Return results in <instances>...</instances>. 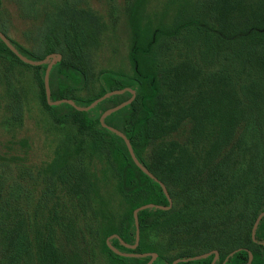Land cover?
I'll list each match as a JSON object with an SVG mask.
<instances>
[{
	"label": "trees",
	"instance_id": "obj_1",
	"mask_svg": "<svg viewBox=\"0 0 264 264\" xmlns=\"http://www.w3.org/2000/svg\"><path fill=\"white\" fill-rule=\"evenodd\" d=\"M25 2L37 8L35 0ZM78 2L56 0L45 11L42 53L0 29L30 58L61 53L49 71L51 98L87 105L107 90H134L133 99L104 120L129 138L139 161L165 183L172 205L138 211L134 247L117 236L110 242L128 253L155 251L150 264H210L213 252L184 259L210 249H217L214 264H221L234 248L239 249L224 264H246L248 249L249 264H264V214L251 236L264 209V0H123L130 68L101 67L95 74L92 51L114 31L116 14ZM0 59L1 78L11 85V75L19 84L11 95L19 99L37 90L61 127L51 158L29 172L36 184L43 182L34 185L35 199L34 188L0 193V264H145L151 255L121 254L106 242L117 233L134 243L133 209L168 203L123 137L99 120L131 91L113 93L88 109L49 104L46 62L23 61L1 38ZM23 65L33 67L24 84ZM84 88L86 96L76 93ZM16 158L21 156L0 152L4 165Z\"/></svg>",
	"mask_w": 264,
	"mask_h": 264
},
{
	"label": "rangeland",
	"instance_id": "obj_2",
	"mask_svg": "<svg viewBox=\"0 0 264 264\" xmlns=\"http://www.w3.org/2000/svg\"><path fill=\"white\" fill-rule=\"evenodd\" d=\"M55 2L56 0H35L32 6L37 8L30 9L25 0H0V28L26 48L42 53L45 47L44 37L49 26L44 19L45 11L53 9ZM78 4L92 7L106 16L112 17L110 12L113 13V10L116 14L114 31L102 39L101 47L92 51L93 54L90 53L93 73L95 74L101 67L118 68L122 66L129 69L128 38L122 10L123 0H79ZM22 67L19 66L17 69L24 71V74L20 76L24 84L29 78L28 70H32L33 67L30 65ZM3 70L5 66L0 59V75ZM9 77L12 82L11 85L8 83V86L3 80L5 78L0 76V152L8 156L18 155L21 159L11 160L9 165H4L3 160H0V193L3 197L5 194L9 196L10 192L15 194L34 188L32 193L35 199L36 188L41 187L43 182L38 180L36 184L29 177V172L34 171L36 166L51 158L58 136L61 134V127L58 120L44 110L37 90L19 99L11 95L12 88L19 87V84L16 78L11 75ZM97 85L95 78L91 79L92 91L96 90ZM76 93L86 96L89 91L84 88L77 90ZM16 107H18L19 115L12 118L13 109ZM57 108L67 109L68 107L65 104H59ZM14 181L18 182V188L14 186Z\"/></svg>",
	"mask_w": 264,
	"mask_h": 264
},
{
	"label": "water",
	"instance_id": "obj_3",
	"mask_svg": "<svg viewBox=\"0 0 264 264\" xmlns=\"http://www.w3.org/2000/svg\"><path fill=\"white\" fill-rule=\"evenodd\" d=\"M0 38L25 62H28V63H32V64H39V63H43V62H46L47 65H46V68H45V71H44V76H43V82H44V88H45V95H46V100L49 104H58V103H61V102H68L70 103L71 105H73L74 107L78 108V109H88L90 107H92L95 103H97L99 100L113 94V93H119V92H123L124 90L128 89L131 91V96L113 106H110L108 108H106L105 110H103L99 116V120L101 122V124L103 126H106L108 129L116 132L117 134H119L120 136L123 137L126 145H127V148L129 150V153L131 155V157L133 158V160L135 161V163L143 170L145 171L147 174H149L151 177H153L155 180H157L159 182V184L161 185L166 197H167V200H168V203L167 204H162V203H154V202H146V203H143V204H140L138 206H136L134 209H133V217H134V223H135V227H136V230H135V242L132 243V244H129L127 242H125L122 238L119 237V235L117 233H112V234H109L107 237H106V242L107 244L116 252L118 253H121V254H139L141 256H144V255H151L149 260L145 263V264H150L153 259L156 257L157 253L155 251H145V252H140V253H128V252H124V251H121L119 250L117 247H115L111 242H110V238L113 237V236H117L119 238V240L127 245V246H130V247H134L137 243H138V240H139V222H138V211L142 208H145V207H160V208H169L171 205H172V198L168 192V189L165 185V183L160 180L158 177H156L141 161H139V159L137 158V156L135 155V152L133 150V147L130 143V140L129 138L118 128L112 126V125H109L105 122L104 120V117L110 113L111 111H114L116 109H118L119 107L129 103L133 97H134V90L129 87V86H125V87H122V88H115V89H111V90H107L105 91L103 94H101L100 96L96 97L94 100H92L89 104L87 105H79L77 104L72 98L70 97H60V98H51V92H50V86H49V71H50V68L52 66L53 63H55L57 60H59L61 58V53L58 52V51H53V52H50L48 54H46L44 57L42 58H39V59H34V58H30L28 56H26L25 54L21 53L17 48L16 46L10 41V39L8 38V36L0 29ZM264 214V209L261 210L255 217L254 221H253V224H252V228H251V236L253 239H255V229L257 227V224L260 220V218L263 216ZM260 242L264 243V240H261ZM237 249L239 248H234L232 249L224 258V260L221 262V264H224L225 261L227 260L228 256L230 254H232L234 251H236ZM214 253V256L210 262V264H214L216 258L218 257V251L217 249H210V250H207V251H204V252H200V253H197V254H194V255H191L189 257H186L184 259H194V258H199V257H205L207 255H209L210 253ZM252 259V252L250 249H248V260H247V263L246 264H249V262L251 261Z\"/></svg>",
	"mask_w": 264,
	"mask_h": 264
}]
</instances>
